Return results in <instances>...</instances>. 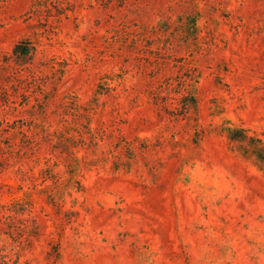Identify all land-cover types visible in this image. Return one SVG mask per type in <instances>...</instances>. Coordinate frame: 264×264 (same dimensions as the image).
Listing matches in <instances>:
<instances>
[{
  "label": "rangeland",
  "instance_id": "1",
  "mask_svg": "<svg viewBox=\"0 0 264 264\" xmlns=\"http://www.w3.org/2000/svg\"><path fill=\"white\" fill-rule=\"evenodd\" d=\"M231 127L264 140V0H0V264H264Z\"/></svg>",
  "mask_w": 264,
  "mask_h": 264
},
{
  "label": "trees",
  "instance_id": "2",
  "mask_svg": "<svg viewBox=\"0 0 264 264\" xmlns=\"http://www.w3.org/2000/svg\"><path fill=\"white\" fill-rule=\"evenodd\" d=\"M193 24H195V21H193ZM14 53L22 61L31 60L35 54V47L31 41L25 39L15 45ZM226 129L229 139L240 143L239 150L241 154L252 159L256 165L264 167V140L257 136L248 135L243 128L231 127Z\"/></svg>",
  "mask_w": 264,
  "mask_h": 264
}]
</instances>
